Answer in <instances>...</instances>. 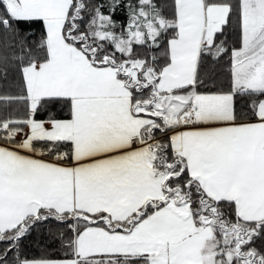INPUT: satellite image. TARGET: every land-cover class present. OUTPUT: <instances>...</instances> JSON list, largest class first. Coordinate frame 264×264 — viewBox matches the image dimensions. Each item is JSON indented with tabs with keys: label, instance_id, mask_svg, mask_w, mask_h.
<instances>
[{
	"label": "snow or ice",
	"instance_id": "1",
	"mask_svg": "<svg viewBox=\"0 0 264 264\" xmlns=\"http://www.w3.org/2000/svg\"><path fill=\"white\" fill-rule=\"evenodd\" d=\"M0 264H264V0H0Z\"/></svg>",
	"mask_w": 264,
	"mask_h": 264
},
{
	"label": "trees",
	"instance_id": "2",
	"mask_svg": "<svg viewBox=\"0 0 264 264\" xmlns=\"http://www.w3.org/2000/svg\"><path fill=\"white\" fill-rule=\"evenodd\" d=\"M40 239H42V233L37 231V232H34L33 234V242L35 244V241H39Z\"/></svg>",
	"mask_w": 264,
	"mask_h": 264
}]
</instances>
